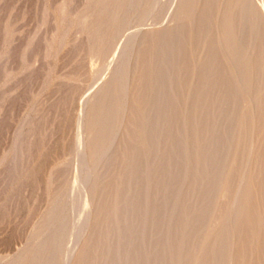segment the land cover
Returning a JSON list of instances; mask_svg holds the SVG:
<instances>
[{
    "label": "rangeland",
    "instance_id": "rangeland-1",
    "mask_svg": "<svg viewBox=\"0 0 264 264\" xmlns=\"http://www.w3.org/2000/svg\"><path fill=\"white\" fill-rule=\"evenodd\" d=\"M261 11L0 0V264H264Z\"/></svg>",
    "mask_w": 264,
    "mask_h": 264
},
{
    "label": "bare ground",
    "instance_id": "bare-ground-1",
    "mask_svg": "<svg viewBox=\"0 0 264 264\" xmlns=\"http://www.w3.org/2000/svg\"><path fill=\"white\" fill-rule=\"evenodd\" d=\"M249 2H251V1H249ZM244 4H245V3H244ZM258 12H259V11H258ZM261 12H262V11H261ZM256 13H257V11H256ZM257 14H258V13H257ZM262 14H263V12H262ZM254 15H255V14H254ZM263 15H264V14H263ZM257 17H258V16H257ZM255 19H256V18H255ZM257 19H258V18H257ZM256 30H257V28H256ZM140 33H141V32H140ZM255 33H256V32H255ZM138 34H139V32H133V33H130V42H131L132 40H133V42H134V41H135L134 39H136L137 37H136V38H133V37H135V36L138 35ZM131 38H132V39H131ZM130 42H129V43H130ZM131 43H132V42H131ZM250 43H251V40H250ZM128 45H129V44H128ZM132 46H133V45H132ZM132 46H131V47H132ZM127 51H128V49H127ZM129 51H130V50H129ZM130 52H131V51H130ZM130 52H129V53H130ZM129 53H128V54H129ZM128 54H127V55H124L123 60H125V58H127V56H129ZM125 56H126V57H125ZM247 56H248V55H247ZM250 58H251V57H250ZM127 59H128V58H127ZM129 59H130V58H129ZM123 60H122V61H123ZM127 61H128V62H127ZM127 61H125L126 64L129 63V60H127ZM125 62H124V63H125ZM124 63H123V64H124ZM122 66H123V65H122ZM126 67H127V65H126ZM124 68H125V67H124ZM241 73H242V72H241ZM126 77H127V76H126ZM106 124H107V123H106ZM120 124H121V123H120ZM83 125H84V124H83ZM107 126H108V125H107ZM119 128H120V127H119ZM149 128H150V127H149ZM149 128H148V129H149ZM152 128H153V127H152ZM115 135H116V133H115ZM116 137H117V135H116ZM114 138H115V137H113V139H114ZM115 140H116V139H115ZM76 143H77V142H76ZM76 143H75V144H76ZM77 145H78V144H77ZM79 146H80V144H79ZM75 148H76V147H75ZM76 150H77V149H76ZM145 162H146V161H145ZM247 166H248V165H247ZM244 169H245V168H244ZM244 171H246V170H244ZM242 174H243V173H242ZM241 177H242V176H241ZM78 179H79V178H78ZM240 179H241V178H240ZM240 181H241V180H240ZM240 181H239V182H240ZM78 183H79V182H78ZM241 184H242V183H241ZM78 185H79V184H78ZM238 185H240V184H238ZM238 185H237V186H238ZM241 186H242V185H241ZM241 186H240V187H241ZM90 188H91V187H90ZM232 202H233V201H232ZM231 205H232V204H231ZM231 207H232V206H231ZM86 208H87V207H86ZM231 210H233V209H231ZM236 210H237V208H236ZM233 212H234V210H233ZM55 222H56V221H55ZM55 222H54V223H55ZM54 223H53V224H54ZM53 224H52V225H53ZM112 257H113V256H112ZM115 259H116V258H115Z\"/></svg>",
    "mask_w": 264,
    "mask_h": 264
}]
</instances>
